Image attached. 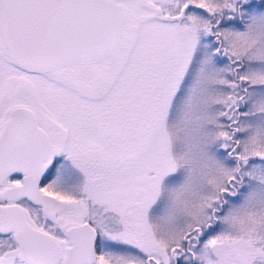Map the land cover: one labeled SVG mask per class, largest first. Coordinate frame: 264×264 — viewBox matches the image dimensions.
I'll return each instance as SVG.
<instances>
[{
    "label": "snow or ice",
    "instance_id": "snow-or-ice-1",
    "mask_svg": "<svg viewBox=\"0 0 264 264\" xmlns=\"http://www.w3.org/2000/svg\"><path fill=\"white\" fill-rule=\"evenodd\" d=\"M0 264H264V0H0Z\"/></svg>",
    "mask_w": 264,
    "mask_h": 264
}]
</instances>
